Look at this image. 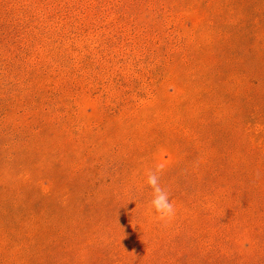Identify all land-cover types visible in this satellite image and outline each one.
I'll list each match as a JSON object with an SVG mask.
<instances>
[{
    "label": "rangeland",
    "instance_id": "1",
    "mask_svg": "<svg viewBox=\"0 0 264 264\" xmlns=\"http://www.w3.org/2000/svg\"><path fill=\"white\" fill-rule=\"evenodd\" d=\"M0 264H264V0H0Z\"/></svg>",
    "mask_w": 264,
    "mask_h": 264
},
{
    "label": "clouds",
    "instance_id": "2",
    "mask_svg": "<svg viewBox=\"0 0 264 264\" xmlns=\"http://www.w3.org/2000/svg\"><path fill=\"white\" fill-rule=\"evenodd\" d=\"M164 171V165L157 163L146 170L145 184L151 189L149 209L161 220H171L176 215L175 204L171 200L170 192L161 186L160 176Z\"/></svg>",
    "mask_w": 264,
    "mask_h": 264
}]
</instances>
